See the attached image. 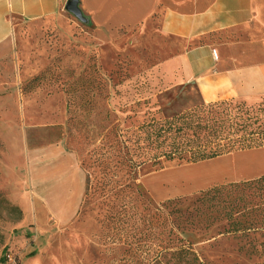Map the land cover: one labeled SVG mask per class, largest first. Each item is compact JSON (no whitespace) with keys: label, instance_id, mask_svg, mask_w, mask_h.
Listing matches in <instances>:
<instances>
[{"label":"rangeland","instance_id":"374dc122","mask_svg":"<svg viewBox=\"0 0 264 264\" xmlns=\"http://www.w3.org/2000/svg\"><path fill=\"white\" fill-rule=\"evenodd\" d=\"M71 1L43 20L18 16L13 34L0 42V196L23 191L20 205L37 204L33 228L16 230L20 264H129L132 233L143 229L146 208L180 196L190 202L202 189L257 174L236 177L231 166L199 175L203 184L195 183L191 162L133 166L139 126L205 100L163 65L182 47L173 38H151L150 19L127 21L124 0H77L78 14L67 7ZM239 99L264 105V96ZM52 146L86 179L79 207L59 204L67 212L61 219L48 203L53 200L37 195L46 188L38 173L48 161L37 155L27 167L29 151ZM252 150L259 156L264 147ZM0 212H8L2 202ZM224 224L181 235L206 264H264V239L250 246L221 233Z\"/></svg>","mask_w":264,"mask_h":264},{"label":"crops","instance_id":"0c3cea01","mask_svg":"<svg viewBox=\"0 0 264 264\" xmlns=\"http://www.w3.org/2000/svg\"><path fill=\"white\" fill-rule=\"evenodd\" d=\"M67 1L0 0V42L13 34L18 16L43 20L61 11ZM124 1L127 21L131 19L135 24L141 18L143 23L150 19L153 29L147 31L151 38L156 35L180 42L182 49L163 65L173 66L175 73L179 72L184 83L192 85L205 102L264 96V0ZM153 16L156 17L154 21L151 20ZM223 35L224 38L210 39ZM56 149L59 147L29 151L27 167L37 155H43L48 161L38 173L39 181L44 180L46 188L40 189L37 195L40 200H53L48 203L61 219L67 212L60 210L59 204L65 200L71 207H79L86 179L85 172L57 156ZM261 175L264 173L251 178ZM6 192L0 196V202L8 211L0 212V264H3L5 249L18 248L20 238L16 230L32 229L31 224L38 216L37 204L26 201L20 205L16 201L23 191ZM24 260L29 263L26 257Z\"/></svg>","mask_w":264,"mask_h":264},{"label":"trees","instance_id":"16d2710c","mask_svg":"<svg viewBox=\"0 0 264 264\" xmlns=\"http://www.w3.org/2000/svg\"><path fill=\"white\" fill-rule=\"evenodd\" d=\"M263 115V104L229 97L202 102L170 118H151L133 133L132 165L161 159L196 163L264 147ZM188 201L180 196L146 208L143 229L135 226L132 233L129 264H206L181 232L223 222L221 233L246 239L250 246L264 239V175L215 184Z\"/></svg>","mask_w":264,"mask_h":264},{"label":"bare ground","instance_id":"6f19581e","mask_svg":"<svg viewBox=\"0 0 264 264\" xmlns=\"http://www.w3.org/2000/svg\"><path fill=\"white\" fill-rule=\"evenodd\" d=\"M254 153L256 152L252 149L241 150L239 152L223 154L212 159L192 163L195 170L193 174L195 183L200 182L206 184L207 182L205 180L198 179L199 175L208 172L221 173L231 166L235 169L236 177L246 174H261L264 172V151L261 152L263 155L259 156L253 155ZM188 168H184V172H189Z\"/></svg>","mask_w":264,"mask_h":264},{"label":"built area","instance_id":"2783aa9c","mask_svg":"<svg viewBox=\"0 0 264 264\" xmlns=\"http://www.w3.org/2000/svg\"><path fill=\"white\" fill-rule=\"evenodd\" d=\"M213 55L216 57L215 52H213ZM5 262L3 264H19L17 259V254L14 252L12 248H7L5 253Z\"/></svg>","mask_w":264,"mask_h":264},{"label":"water","instance_id":"95a60500","mask_svg":"<svg viewBox=\"0 0 264 264\" xmlns=\"http://www.w3.org/2000/svg\"><path fill=\"white\" fill-rule=\"evenodd\" d=\"M67 7H68L70 10L74 11L76 14L79 13V9H78V7H77V0H73V1H71V2H68V3H67Z\"/></svg>","mask_w":264,"mask_h":264}]
</instances>
